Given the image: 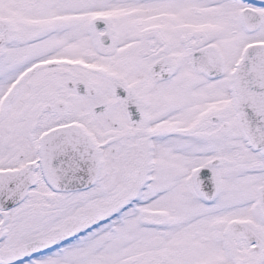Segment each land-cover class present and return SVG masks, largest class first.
I'll return each instance as SVG.
<instances>
[{"label": "snow or ice", "instance_id": "obj_1", "mask_svg": "<svg viewBox=\"0 0 264 264\" xmlns=\"http://www.w3.org/2000/svg\"><path fill=\"white\" fill-rule=\"evenodd\" d=\"M0 264H264V0H0Z\"/></svg>", "mask_w": 264, "mask_h": 264}]
</instances>
